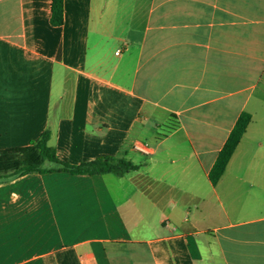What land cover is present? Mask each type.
Returning <instances> with one entry per match:
<instances>
[{"label": "crops", "instance_id": "0c3cea01", "mask_svg": "<svg viewBox=\"0 0 264 264\" xmlns=\"http://www.w3.org/2000/svg\"><path fill=\"white\" fill-rule=\"evenodd\" d=\"M63 16L0 0V151L49 131L61 161L139 169L0 181V264H264V0H64Z\"/></svg>", "mask_w": 264, "mask_h": 264}, {"label": "trees", "instance_id": "16d2710c", "mask_svg": "<svg viewBox=\"0 0 264 264\" xmlns=\"http://www.w3.org/2000/svg\"><path fill=\"white\" fill-rule=\"evenodd\" d=\"M63 13L64 0H51V24L53 26L63 24ZM251 121L252 116L247 112H243L236 121L209 173V179L213 185H216L224 174ZM171 129L169 127L168 131ZM50 136V132L46 131L27 147L0 151V181L30 173L51 172L89 176L112 174L123 177L128 172L139 169L138 165L125 159L109 156L78 165L61 161L57 156L56 149L49 145Z\"/></svg>", "mask_w": 264, "mask_h": 264}, {"label": "built area", "instance_id": "2783aa9c", "mask_svg": "<svg viewBox=\"0 0 264 264\" xmlns=\"http://www.w3.org/2000/svg\"><path fill=\"white\" fill-rule=\"evenodd\" d=\"M117 54H119V52ZM134 149L143 156L151 154V149L147 143H137L135 144Z\"/></svg>", "mask_w": 264, "mask_h": 264}, {"label": "rangeland", "instance_id": "374dc122", "mask_svg": "<svg viewBox=\"0 0 264 264\" xmlns=\"http://www.w3.org/2000/svg\"><path fill=\"white\" fill-rule=\"evenodd\" d=\"M48 165V164H47Z\"/></svg>", "mask_w": 264, "mask_h": 264}]
</instances>
